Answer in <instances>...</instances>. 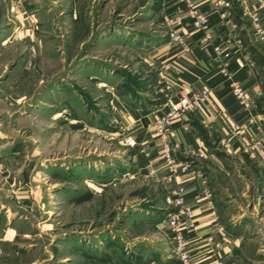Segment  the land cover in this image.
Listing matches in <instances>:
<instances>
[{
	"label": "rangeland",
	"instance_id": "obj_1",
	"mask_svg": "<svg viewBox=\"0 0 264 264\" xmlns=\"http://www.w3.org/2000/svg\"><path fill=\"white\" fill-rule=\"evenodd\" d=\"M158 5L0 0V264H178L167 190L137 161L134 110L156 102L151 50L168 36ZM251 159L226 153L209 177L240 264H264Z\"/></svg>",
	"mask_w": 264,
	"mask_h": 264
},
{
	"label": "crops",
	"instance_id": "obj_2",
	"mask_svg": "<svg viewBox=\"0 0 264 264\" xmlns=\"http://www.w3.org/2000/svg\"><path fill=\"white\" fill-rule=\"evenodd\" d=\"M192 1L208 17L209 39H203L202 31L191 25L180 0H158L167 31L166 21L179 19L178 27L185 33L190 50L183 51L168 37L158 43L163 45L150 49L153 62L149 71L156 102L149 103V107L141 104L134 110L140 111L135 114L140 126L137 136L144 144L137 161L140 170L148 171L165 186L166 214L176 211L167 201L168 192L183 188V202L194 209L196 218L193 229L185 232L192 264H212L216 257H221L223 264H240L243 233L222 218L209 175L213 176L215 166L223 169L219 159L226 153L238 160L241 153L250 157L242 148V133L259 139L264 149V112L260 109L264 100V39L253 35L249 21V13L257 10L264 24V7L259 8L264 0H245L243 5L236 0H224L226 5L219 4L220 0ZM224 53L229 56L224 57ZM182 81H188L193 92L206 87L211 91L199 108L190 110L172 125V135L181 137L183 143L182 150L175 154L190 167L180 171L174 180H167L153 133V119L174 99ZM233 85L243 88L248 106L234 96ZM210 235L219 245L217 250L206 241Z\"/></svg>",
	"mask_w": 264,
	"mask_h": 264
},
{
	"label": "built area",
	"instance_id": "obj_3",
	"mask_svg": "<svg viewBox=\"0 0 264 264\" xmlns=\"http://www.w3.org/2000/svg\"><path fill=\"white\" fill-rule=\"evenodd\" d=\"M185 7L186 18L189 19L191 25L203 33V39H209L210 27L208 17L198 6H195L192 0H180ZM240 4H244L245 0H236ZM219 4L226 5L224 0H220ZM264 7V2L259 3V8ZM249 21L252 33L258 39H264V24L261 21L257 10L249 13ZM168 29V40L183 51L189 52L190 45L185 39V33L182 28L178 27L179 19H170L166 21ZM224 57L229 54L224 53ZM232 93L238 99L243 101L245 106H248L242 87L233 85ZM211 91L210 87L203 88L199 92H193L189 88L188 81H182L178 85V90L173 100L169 101L167 108L154 119V133L157 141V148L166 170L165 177L167 180H174L178 173L188 171L190 165L186 162H181L175 152L181 151L183 147L182 139L179 136L172 135V125L175 120L197 109L201 103L208 98ZM242 148L250 158L259 160L264 167V149L259 139L241 134ZM204 153H199V156H204ZM153 174L154 171L150 170ZM167 201L176 209L173 213H168L162 218L163 226L168 230L173 242L172 251L178 259V264H192L193 258L188 247V241L185 232L192 230L196 222L194 209L191 206L185 205L183 202V188L176 187L168 192ZM208 243H212V247L217 250L219 245L214 242L210 235L206 238ZM212 264H223L221 257H216L212 260Z\"/></svg>",
	"mask_w": 264,
	"mask_h": 264
}]
</instances>
